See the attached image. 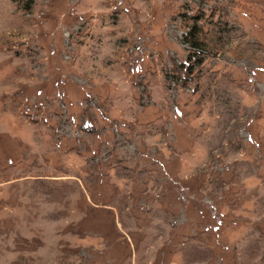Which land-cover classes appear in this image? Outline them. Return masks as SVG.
I'll use <instances>...</instances> for the list:
<instances>
[{"label": "rangeland", "instance_id": "rangeland-1", "mask_svg": "<svg viewBox=\"0 0 264 264\" xmlns=\"http://www.w3.org/2000/svg\"><path fill=\"white\" fill-rule=\"evenodd\" d=\"M0 264H264V0H0Z\"/></svg>", "mask_w": 264, "mask_h": 264}]
</instances>
